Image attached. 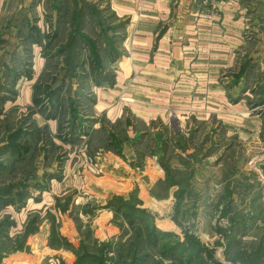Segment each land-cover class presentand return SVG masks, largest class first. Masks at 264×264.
I'll return each mask as SVG.
<instances>
[{"label": "rangeland", "instance_id": "obj_1", "mask_svg": "<svg viewBox=\"0 0 264 264\" xmlns=\"http://www.w3.org/2000/svg\"><path fill=\"white\" fill-rule=\"evenodd\" d=\"M113 1L0 0V146L24 130L21 155H0V264H264V0H236L217 37L161 23L154 45L183 44L181 73L162 54L130 71ZM223 1L199 17L219 22ZM103 150L139 183L83 194ZM130 195L143 213L108 206Z\"/></svg>", "mask_w": 264, "mask_h": 264}, {"label": "crops", "instance_id": "obj_2", "mask_svg": "<svg viewBox=\"0 0 264 264\" xmlns=\"http://www.w3.org/2000/svg\"><path fill=\"white\" fill-rule=\"evenodd\" d=\"M144 1H146V4H143L141 0H115V2L113 1L116 7H121V8L124 6L127 7V12L124 13V15L128 16V18L130 19L129 20L130 23L128 24V27L126 29L125 39L128 44L126 49L129 55L132 57V67L130 71H133V73H135L137 69L146 68V67H148L149 70L157 69L158 68L157 63L151 65L152 62L151 63L149 62L150 55L154 58V56L157 57V54L158 55L162 54L164 55V57L169 56L170 57L169 62L171 67H184L183 69H181V71H179L180 73L185 72V69L189 68V65H186L185 58H183L186 52L184 51V49H182L183 44H181L180 42L170 43L167 41V37L165 35L161 37L160 40L157 41L158 44L156 43V45H154V38L156 36V32L158 30L159 25L163 22H166L170 18V16L181 14L179 17L177 16L178 19L181 18V20H178L177 22L184 23L182 30L187 34H190L191 31L198 30L203 32L202 34L209 36L208 33L210 31L212 34H215V37H217L218 29H219L218 27H220V24L222 25L223 20L228 21L232 19L233 17L231 12H233V10L235 11L238 8L236 4V0H227V1H223L225 3H221V2L217 3L216 4L217 10L222 12L225 10L227 11V12H223L222 20L218 22V20H216V17H214L212 20H208L206 18L202 19L203 18L202 16H201L202 18L199 17V14L204 13L205 11V7L202 4H200L199 0H144ZM194 13L196 14V16H194ZM233 19L232 21H235V19L234 20ZM194 20L195 22L193 23ZM190 23H193L191 28L188 27ZM175 25L178 26V24ZM200 27H202L203 29H200ZM231 34L232 33H230L229 35ZM220 39L222 38L219 36L216 39L218 42H214V40L212 41V39L209 38L202 40L203 41L201 43L203 46L202 48H207L203 50L209 52H216L217 54H220V50H219L220 47L217 46ZM208 41L211 42L212 46L210 45V42L206 43ZM228 46L232 47L233 44H228ZM179 59L183 62V64H181ZM128 75H130V73H128ZM178 75L179 73L177 74V76ZM181 86H188V84H182ZM98 91L99 90L97 89V92ZM99 101L96 102L95 108L101 109L102 106L99 104ZM155 101L156 102L154 103L159 102L157 100ZM111 110L108 109L106 114H97V115H103L106 118H110ZM93 115L94 117L96 116V114ZM120 115L121 114H116V116H120ZM137 115H139L138 118L141 121L147 123L151 119L150 116L153 114L140 113ZM135 135L136 134H134V132H132L131 134L128 132L127 135L128 137L126 140L122 141L123 142L122 145L126 143L130 145V143H132V141L134 140L133 137H135ZM101 156H107L109 158L106 159ZM99 159H100L101 167H103L104 165L106 166V169H104L105 170L104 172L102 169L101 171L102 173L97 177L88 174H83V176L80 178L81 185L80 187H77L78 189H80V191L83 192V194L93 193V192L96 193L97 191H99L102 196H106L108 191L119 192L118 189L120 188L118 187V185L125 186L126 188L122 189V191L126 192L128 187L131 188V186H135L139 183L137 176H134L135 174H131V175L128 174V170H126L127 167L126 164L118 160L110 152L105 151L104 153V150L101 151ZM103 160L105 163H103ZM146 163L147 165H145L144 170L142 172H149L151 176H148V179L149 181L152 180L153 183L154 181H156L157 178L161 177V174H158L155 168L150 167L151 165L149 162ZM109 164H112L113 166L110 167L108 170ZM119 165L121 166L119 170H113L118 168ZM127 169L129 168L127 167ZM131 171L132 173H134L133 170ZM73 178H75L74 175ZM139 186H141V184H139ZM144 193L145 191H143V187H140L139 194H144ZM148 200L150 201V198H148ZM143 201H146V199L144 198Z\"/></svg>", "mask_w": 264, "mask_h": 264}, {"label": "trees", "instance_id": "obj_3", "mask_svg": "<svg viewBox=\"0 0 264 264\" xmlns=\"http://www.w3.org/2000/svg\"><path fill=\"white\" fill-rule=\"evenodd\" d=\"M55 116L53 114H48L47 119L50 118H54ZM24 130L22 129H16L13 133H11L9 136V140L5 141L4 143L1 144L0 146V155H6L8 153L15 155V153L17 155H21V151H22V146L20 143V137L18 138V133H23ZM21 135V134H20ZM142 137V136H141ZM20 192V191H19ZM19 192H17L16 194H19ZM26 193L25 190L21 192V194ZM180 194V193H179ZM132 199V196L130 195V197L128 198V201L126 202V200H124L122 197L118 198L117 202L114 201L115 199H113L112 201L109 202L108 206H112L113 204H115L116 206H119L120 209H127L129 211L130 214H135L138 215L139 213H143L144 210H140L139 208H137L135 205H130V200ZM4 202H10V199L5 198L1 200V203ZM136 203V200L134 199V204Z\"/></svg>", "mask_w": 264, "mask_h": 264}]
</instances>
